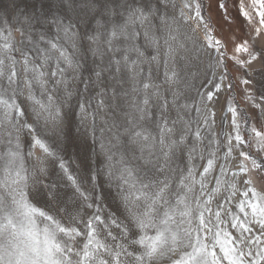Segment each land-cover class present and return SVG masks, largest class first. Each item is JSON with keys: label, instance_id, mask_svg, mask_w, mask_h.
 I'll return each mask as SVG.
<instances>
[{"label": "snow or ice", "instance_id": "1", "mask_svg": "<svg viewBox=\"0 0 264 264\" xmlns=\"http://www.w3.org/2000/svg\"><path fill=\"white\" fill-rule=\"evenodd\" d=\"M228 4L215 27L203 0L0 9V264H264V0H236L243 36ZM237 88L255 112L217 131ZM71 145L102 167L73 174Z\"/></svg>", "mask_w": 264, "mask_h": 264}, {"label": "rangeland", "instance_id": "2", "mask_svg": "<svg viewBox=\"0 0 264 264\" xmlns=\"http://www.w3.org/2000/svg\"><path fill=\"white\" fill-rule=\"evenodd\" d=\"M33 2V0H26V3L30 6L31 3ZM219 0H203V4L205 6L204 8V15L206 17L211 16L212 20H213V25L214 27L217 26V23L220 21V13L219 10L217 9L216 5L218 4ZM176 4L178 6H180L181 4V0H176ZM236 4V0H229V11L230 14L234 17V23L231 25V31L236 33L237 36H243L244 32L247 30V25L245 23V21L238 16L237 10L234 7V5ZM211 5V9L209 10L208 6ZM8 7V0H0V9L3 8H7ZM186 29L189 26H185ZM220 28L217 27V31H216V35L217 37L220 36ZM223 32L225 37H227L230 33H229V28L227 25L223 26ZM196 36L200 37L201 39H203V33L202 32H197L195 34ZM15 37L17 40H19L20 37V33H15ZM264 39V38H262ZM232 49V44L229 43L228 45V50L229 53L231 52ZM229 68L232 71V75L235 76L237 75V73L235 72V69L232 68L231 63L229 62ZM85 76H87V73L84 74ZM195 91V90H193ZM203 91V90H202ZM82 92V89H81ZM83 95L85 96H90L93 93L89 92V93H83ZM73 103H75V100H73ZM229 104H232L233 106L238 107V109L248 113L249 115L254 114L255 110L243 99V95L242 92L237 88L232 90L230 93L227 90H222L217 97H214L213 101L211 102L210 106L214 109L215 111V120H216V129L217 131H220L221 129V117L222 116H227L228 117V121L230 122L231 120V114L227 112V108L229 106ZM258 114V113H257ZM75 122H79V114L77 113V116L75 117ZM254 123V121H251ZM86 123H90V118ZM100 121L97 120V124L99 125ZM229 124L228 122L224 123V131H229ZM42 134L46 137L49 138L47 140V142L55 149V140H56V136L55 134L49 129L47 132H44L43 129H41ZM88 131L90 132L91 130L88 129ZM97 137H99L100 133L99 131H97L96 133ZM24 151L27 152L28 151V146L25 145L24 146ZM96 151H99V147L97 146ZM34 155L35 156H41V151L39 149H33ZM59 156L63 158V160L66 162L67 166L69 167L70 171L79 176H83L85 175V169H84V163L87 160L85 151L80 148L77 145H71L69 147H67L64 151H60L59 152ZM102 160L103 157L100 158V161L97 160L96 155L95 154H91V159L87 160L88 163L91 164L92 169L95 170L97 167H102ZM58 161L56 162H49V167L53 170V175L51 177L52 180H59L61 176H63V173L60 171V169L58 168ZM254 183L257 186V188H260L262 186H264V180H261L260 177L258 176H254ZM84 187L87 190H91L92 185L85 183ZM107 185L104 184L101 187L97 188V193H101L104 190L107 189Z\"/></svg>", "mask_w": 264, "mask_h": 264}]
</instances>
